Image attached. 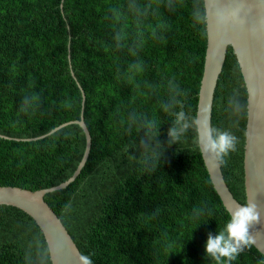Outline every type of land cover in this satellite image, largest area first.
I'll list each match as a JSON object with an SVG mask.
<instances>
[{"label": "trees", "instance_id": "1", "mask_svg": "<svg viewBox=\"0 0 264 264\" xmlns=\"http://www.w3.org/2000/svg\"><path fill=\"white\" fill-rule=\"evenodd\" d=\"M203 0H0V186L31 191L67 181L45 201L92 264H216L207 234L229 213L194 133H167L183 102L197 111L207 46ZM179 95H176V89ZM83 91V92H82ZM83 93L85 102L83 104ZM25 96H39L26 112ZM83 111V112H82ZM247 90L229 47L212 126L238 138L221 166L242 204ZM201 213L200 215H196ZM254 246L231 264H258ZM0 264H51L43 234L20 209L0 206Z\"/></svg>", "mask_w": 264, "mask_h": 264}, {"label": "water", "instance_id": "2", "mask_svg": "<svg viewBox=\"0 0 264 264\" xmlns=\"http://www.w3.org/2000/svg\"><path fill=\"white\" fill-rule=\"evenodd\" d=\"M203 1L208 13L207 46L198 108L208 107L212 125L215 92L228 49L231 47L247 90L243 159L246 202L254 201L261 211V222L254 229L257 239V245L254 247L264 255V0ZM217 8L228 12L238 10L236 20H229L219 33L212 18V12ZM84 102L83 93V104ZM69 124H78L82 127L86 145L77 169L67 181L36 191L15 186H0V206L16 207L34 220L45 239L51 264H79L78 257L81 252L59 216L45 201V196L67 188L80 175L90 155L92 137L82 113L80 120L64 123L43 136L28 139V141L42 139ZM0 137L10 139L3 135ZM202 158L211 183L225 209L242 204L230 191L221 166L214 167L205 157Z\"/></svg>", "mask_w": 264, "mask_h": 264}, {"label": "clouds", "instance_id": "3", "mask_svg": "<svg viewBox=\"0 0 264 264\" xmlns=\"http://www.w3.org/2000/svg\"><path fill=\"white\" fill-rule=\"evenodd\" d=\"M238 10L228 12L224 9H214L212 18L214 27L219 33L227 25L229 20H236ZM193 17L197 23L206 24L208 13L203 10V5L195 8ZM176 95H179L178 88ZM39 101V96H25L21 111L26 112L32 105ZM170 107H179L175 112V121L168 130V137L172 140H179L189 130L194 133L193 142L203 157L214 167L219 168L226 163L225 157L230 152L237 150L239 138L229 130H221L211 125L209 109L207 106L200 107L193 114L189 115L183 110V102L173 100L171 105L165 106L168 111ZM229 219L220 231L207 234L205 243V256L210 257L216 264H231L246 249H251L257 245L254 229L261 222V211L258 205L249 200L244 204H237L229 209ZM197 213L196 215H200ZM79 264H92L90 255L81 254L78 257ZM258 264H264V259H260Z\"/></svg>", "mask_w": 264, "mask_h": 264}]
</instances>
